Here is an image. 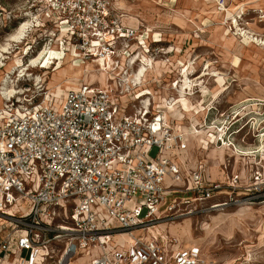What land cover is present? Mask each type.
I'll list each match as a JSON object with an SVG mask.
<instances>
[{"label":"built area","instance_id":"1","mask_svg":"<svg viewBox=\"0 0 264 264\" xmlns=\"http://www.w3.org/2000/svg\"><path fill=\"white\" fill-rule=\"evenodd\" d=\"M33 1L36 24L49 25L71 58L105 61L106 69L112 63L116 87L81 83L66 92L60 112L35 101L14 110V98L0 111V264H71L79 251L90 264H207L199 247L175 249L173 237H134L127 250L113 240L264 204L261 162L252 163L244 186L229 161L224 182L208 179L203 165L189 170L177 161L188 148L186 134L154 99L126 85L142 65L156 64L162 49L124 22L121 0ZM223 129L217 141L235 149ZM258 137L252 151L264 156V131Z\"/></svg>","mask_w":264,"mask_h":264},{"label":"rangeland","instance_id":"2","mask_svg":"<svg viewBox=\"0 0 264 264\" xmlns=\"http://www.w3.org/2000/svg\"><path fill=\"white\" fill-rule=\"evenodd\" d=\"M223 1L225 3V0ZM33 2L0 0V46L7 44V38L15 32L21 22L28 20L33 26V31L27 33L22 43H10L11 54L6 55L8 59L0 68L1 91L2 79L11 70L14 71L13 66L24 65L40 50L59 48V56L66 57V62L70 59L68 45H61L51 29H39L41 26L36 24L37 20L33 19L34 14L31 12ZM221 2L132 0L127 11H124L125 15L138 24L137 28L140 33H146V38L149 39L156 33L163 41L160 44L161 56L156 64L153 63L152 69L150 66L147 75L151 73L145 77L142 85L133 87L130 92H135L138 98L149 99L151 102L152 99L160 100L161 97L173 98L170 104L165 99L161 112L171 117V120H183L177 122L181 124L178 129L183 133L192 128L195 123L192 120H197L195 128L203 131L198 138L191 137L190 149L194 152L195 163L200 161L199 165H202V162L205 163L203 159L225 156L226 161L232 164V170H238L241 166L248 179L252 163L258 160L264 167V156L254 153V148H251L252 145H259L258 135L264 131V45L245 41L242 32L248 31L249 36L264 42V0H226L225 10ZM228 10L238 18V28L232 23L235 19L227 18ZM170 49L171 53H167ZM26 50L29 51L27 55ZM48 58L39 69L30 72L33 76L19 78L16 74L10 75L11 85L15 84L18 90L25 91L24 94L13 97L14 110L24 108L31 101H35L36 104L44 102L60 112L66 92L77 89L81 83L93 84L102 89L116 87L109 70L112 63L107 65L105 71V61H94L97 68L103 70L101 75L95 72L91 75L88 71V74L83 72L73 77L70 71L73 83L80 82L76 86L67 80H58L51 84L57 65L50 62H56L58 57L51 54ZM166 59L169 62L166 63ZM75 61L77 69L87 62H93ZM60 62L61 60L57 64ZM208 67L209 70H206ZM185 70L189 71L191 79H197L201 74L210 72V75L198 80L194 100L189 96L187 100H182L178 95ZM214 73L218 75H213ZM37 75L41 76V82L35 80ZM127 98L130 100L131 94ZM6 104L8 100L0 98V111ZM128 111L132 113L134 109L130 107ZM218 127L224 128L223 130L231 136L228 139L235 145V149L230 145L223 153L215 149L216 146H223L217 142ZM238 131L240 132L236 133ZM209 135H214V142L209 143L203 150L202 145L206 143ZM199 137L204 139L203 143ZM151 155L156 157L157 149H154ZM159 226L162 232L170 234L184 247L200 246L207 264H264V204L229 207L209 216ZM130 238L132 240L134 235L115 237L113 245L119 250H127L132 243ZM90 261L91 257L87 256L85 251H79L72 258L71 264H89Z\"/></svg>","mask_w":264,"mask_h":264},{"label":"bare ground","instance_id":"3","mask_svg":"<svg viewBox=\"0 0 264 264\" xmlns=\"http://www.w3.org/2000/svg\"><path fill=\"white\" fill-rule=\"evenodd\" d=\"M256 1V0H255ZM262 3V2H261ZM219 11V10H218ZM237 15V14H236ZM239 17V16H238ZM227 18L228 19H232L234 20V25L238 28L239 24H238V18L236 19L235 16L233 14L230 13V11L228 10L227 12ZM26 20V19H25ZM233 25V26H234ZM32 24H30V21H24L21 22L19 24V26L17 27V29L15 30V32L11 35H9V37L7 38V44L5 45H1L0 46V68H2V66H4V61L6 59H8V57L6 56L7 54H11V47H10V43L11 42H17V43H22V40L25 39V37L27 36V33L32 32L33 29H31ZM236 28V29H237ZM242 28V27H241ZM235 29V28H234ZM239 31H242L243 29H238ZM238 31V32H239ZM243 36L245 37V41L247 42H256V43H261L262 45H264L262 40H259L258 38H255L253 36H249L250 33L248 31H244L242 32ZM239 34V33H238ZM252 34V33H251ZM243 38V37H242ZM237 39V38H236ZM255 44V43H254ZM251 45V44H250ZM255 46V45H254ZM60 49H48L45 48L43 50H40L36 55L30 57L29 61L27 63H25L22 66H13L14 71H10L6 77H4L2 79L3 81V88L2 91L0 90V98L1 100L7 101L10 98L15 97L16 95H21L24 94L25 91L24 90H18V87L14 84L11 85V76L12 74H16L17 77L22 78V77H26V76H33L32 73L30 74V72L32 70H37L39 69V67L43 64V62L47 59H49L48 57H50V55L52 54L53 56H57V61L53 62L51 61L50 64H54L57 65V68L55 70V74L53 75V78H51L52 83H56V81H60V80H67L68 82L73 83V80L71 79V75L69 74L70 71H72V75L74 76H78L81 73H87L88 71L91 72V75L97 73V74H103V70L101 68H97V66L95 65L94 61L93 62H87L85 65L78 67V69L75 67V64L77 63L75 61V58H71L69 56V61L66 62V57H60ZM172 49H170L168 52H171ZM28 50H26L25 55L28 54ZM14 55V54H13ZM53 58V57H52ZM61 60L60 63L57 64V62ZM19 62V61H18ZM85 62V61H84ZM15 64V63H14ZM13 64V65H14ZM81 63H79L80 65ZM16 65V64H15ZM149 65H151V69L153 66V63L150 62L149 64H144L140 67V70L138 73L135 74V78H130V80L127 81L126 85H131V83L133 82V86L137 87L140 86L144 83L145 81V77L147 76V72L149 71L148 67ZM162 65V64H161ZM159 66V64H158ZM163 67V66H162ZM5 68V67H4ZM107 69H105L106 71ZM209 70V67L206 69ZM59 74H58V73ZM88 72V73H89ZM95 72V73H92ZM87 73V74H88ZM184 76L182 77L183 79L181 80V84L180 87L178 89L179 91V97L182 100H187L188 96L189 98H192L193 100L195 99L196 93H195V87H197L199 85L198 80H201L202 78L210 75V72H205L203 74H201V76H199L197 79H191L189 74V71L185 70V72L183 71ZM86 74V75H87ZM213 75H218V73H214ZM102 77V76H101ZM35 80L37 82H41V76L37 75L35 77ZM102 81V79H100ZM126 81V78L124 79ZM79 82V81H78ZM77 83H73L75 86L78 85ZM80 83V82H79ZM74 85L72 86V88H74ZM206 87V86H205ZM204 87V89H205ZM78 88V87H77ZM178 88V87H177ZM218 90V89H217ZM206 94V93H205ZM202 97V96H201ZM178 98V97H177ZM179 98V99H180ZM178 99V100H179ZM180 99V100H181ZM149 100V99H148ZM191 101V100H190ZM208 104V103H207ZM149 105V103H148ZM149 109V106L147 107ZM5 109H7V106L4 105V108L1 109L2 113L4 114L5 112H7ZM193 112V111H192ZM189 113V112H188ZM194 114V113H193ZM171 116V115H170ZM192 122H197V120H192ZM192 125V128H189L186 130V135H192L193 137H197V136H201V134H203L202 130H198L197 127L195 128L196 124ZM192 124V123H191ZM191 127V126H190ZM186 128V127H185ZM184 131V130H183ZM214 137V135H213ZM198 138V137H197ZM199 139L204 142V139H202V137H199ZM231 141V140H230ZM214 147V146H213ZM212 147V148H213ZM209 148V147H208ZM230 147H228V145H224L222 147L216 146L215 149L217 151L220 150L221 153H223L226 149H229ZM210 149V148H209ZM254 154V153H253ZM237 155V154H236ZM259 155V154H258ZM165 225V224H164Z\"/></svg>","mask_w":264,"mask_h":264},{"label":"crops","instance_id":"4","mask_svg":"<svg viewBox=\"0 0 264 264\" xmlns=\"http://www.w3.org/2000/svg\"><path fill=\"white\" fill-rule=\"evenodd\" d=\"M132 1V0H131ZM131 1H128V0H121L118 2V6L121 8V11L124 13V11H127V7H128V4L131 2ZM225 4L227 5V2L225 0ZM125 15V13H124ZM124 22L128 25V26H131L133 28H137L138 24L135 23V22H132L130 20V17L128 15H125L124 16ZM152 37V38H151ZM161 36L159 35L158 37L156 36V33L153 34V36H150L148 41L150 42H155L157 41L158 45H160L162 43L163 40H161L160 38ZM151 72L148 73V75L150 74ZM147 75V76H148ZM129 97V96H128ZM165 99H167L166 97H161L160 100H157V99H154V103L156 104L154 106L157 107L158 105L160 109L164 108V105H165ZM128 100V98H125V101ZM129 109V108H128ZM129 112V111H128ZM169 122L170 124L172 125V127H174L175 129H178V127H181V124L177 122H180V121H183V120H171V117H169ZM176 121V122H175ZM180 130V129H178ZM191 137H193L192 135H186V138H187V144H188V148L187 150L185 151H181V152H178V155L176 156L177 158V161L182 164V166L186 169H196L197 167H199V164H200V161L197 162V164L195 163V159H194V152L191 151L190 149V145H191ZM213 135H209L207 137V140L206 143H203L201 140L200 142L203 143L202 145V149L204 150L206 148V146L209 145V143L211 142H214L212 139H213ZM208 142V143H207ZM218 142V141H217ZM219 144V142H218ZM255 146L252 145L251 148H254ZM257 147V146H256ZM206 151V150H205ZM207 152V151H206ZM206 158V157H204ZM203 161L205 163L202 162V165L204 167V174L205 176L210 179L211 181H216V182H224L225 181V172H224V169H223V165L224 163H226V157L224 156L223 158L220 157V158H212V159H203ZM235 167V166H234ZM233 171V170H232ZM234 174H240L241 178H242V185H248V179H247V174L245 172V170L241 169V166L239 167V169L237 170L236 168L234 169L233 171ZM250 175V174H249ZM225 197L222 195V196H219L218 199L219 200H223ZM192 219V218H191ZM185 221L189 220V218L187 219H184ZM184 220H181V221H184ZM177 223V222H175ZM167 224H170V223H167ZM173 224V223H172ZM162 225V224H161ZM163 228V227H162ZM134 237H137V238H140L142 240H149L151 239L152 237H159L161 238V236H170V234H168L167 232H162L161 230V226H156L148 231H139V232H135L134 234ZM122 236H125V234H123ZM121 237V236H120ZM130 241L133 242L134 239L131 240V238L129 239ZM191 247H199L202 251V254H203V257L205 258L204 256V253H203V250L200 246L198 245H189V246H182L181 244H177L176 246H174L175 249H184V248H191ZM90 264V263H89Z\"/></svg>","mask_w":264,"mask_h":264},{"label":"trees","instance_id":"5","mask_svg":"<svg viewBox=\"0 0 264 264\" xmlns=\"http://www.w3.org/2000/svg\"><path fill=\"white\" fill-rule=\"evenodd\" d=\"M43 28L51 29L49 25H42L41 28H39V29H43Z\"/></svg>","mask_w":264,"mask_h":264}]
</instances>
